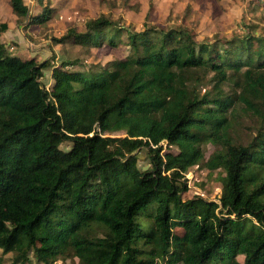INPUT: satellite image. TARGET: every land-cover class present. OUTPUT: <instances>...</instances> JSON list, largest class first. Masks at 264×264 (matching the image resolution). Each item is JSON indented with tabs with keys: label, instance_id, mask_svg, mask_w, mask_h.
Returning a JSON list of instances; mask_svg holds the SVG:
<instances>
[{
	"label": "trees",
	"instance_id": "1",
	"mask_svg": "<svg viewBox=\"0 0 264 264\" xmlns=\"http://www.w3.org/2000/svg\"><path fill=\"white\" fill-rule=\"evenodd\" d=\"M9 3L29 17L24 0ZM87 25L73 32L86 45L116 46L123 31L103 17ZM8 29L0 22V248L13 264H264L263 35L126 30L124 59L55 67L48 90L47 62L9 54ZM209 71L236 92H201ZM193 166L224 172L219 201L183 199Z\"/></svg>",
	"mask_w": 264,
	"mask_h": 264
},
{
	"label": "rangeland",
	"instance_id": "2",
	"mask_svg": "<svg viewBox=\"0 0 264 264\" xmlns=\"http://www.w3.org/2000/svg\"><path fill=\"white\" fill-rule=\"evenodd\" d=\"M24 1L29 7V17L22 20L13 13L9 0H0V22L9 24L2 41L11 55L23 60L34 58L37 62H47L42 80L48 90H51L53 84L52 73L55 67L98 72L111 62L124 59L130 52L126 30L185 28L199 41L219 39L224 42L247 34L264 36V0ZM45 8L50 10V14L41 22H32V16H38ZM100 17L112 22L109 27L111 33L117 28H123L122 35L116 39V46H112L108 39L86 45L74 37L73 32H86L87 24ZM214 75L215 72L209 71L196 84L201 92L208 90L211 95H219L220 90L227 94L236 92L233 82L216 86ZM114 135L125 133L119 131ZM164 147L168 148L166 142ZM215 149L216 146L208 144L205 148L206 157ZM138 156L139 165L144 169L149 168L151 164L146 151H139ZM184 180L188 186L183 194L184 200L202 196L219 201L225 192L224 172L221 169L209 170L193 166L185 174ZM174 232L182 234L183 230L177 227ZM31 258L30 264H39L32 255ZM0 264H13V254H4L0 248ZM56 264H78V259H59Z\"/></svg>",
	"mask_w": 264,
	"mask_h": 264
}]
</instances>
